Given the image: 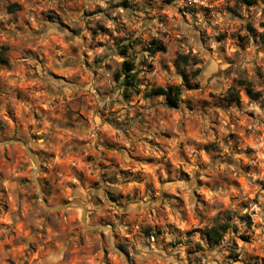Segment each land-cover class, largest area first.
<instances>
[{
	"label": "clouds",
	"instance_id": "obj_1",
	"mask_svg": "<svg viewBox=\"0 0 264 264\" xmlns=\"http://www.w3.org/2000/svg\"><path fill=\"white\" fill-rule=\"evenodd\" d=\"M0 264H264V0H0Z\"/></svg>",
	"mask_w": 264,
	"mask_h": 264
}]
</instances>
